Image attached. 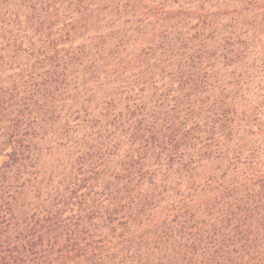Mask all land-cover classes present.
<instances>
[{"label": "trees", "instance_id": "trees-1", "mask_svg": "<svg viewBox=\"0 0 264 264\" xmlns=\"http://www.w3.org/2000/svg\"><path fill=\"white\" fill-rule=\"evenodd\" d=\"M0 264H264V0H0Z\"/></svg>", "mask_w": 264, "mask_h": 264}]
</instances>
